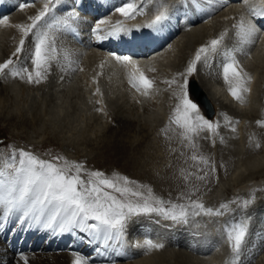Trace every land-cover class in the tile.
<instances>
[{"label":"rangeland","instance_id":"obj_1","mask_svg":"<svg viewBox=\"0 0 264 264\" xmlns=\"http://www.w3.org/2000/svg\"><path fill=\"white\" fill-rule=\"evenodd\" d=\"M30 2H28L29 7L35 9V13L31 8L21 10L17 6V12L15 11L8 16L10 21H13L10 24L11 26L8 24L9 26H5L1 30L2 32L0 31V63H3L8 53L15 51L16 47L19 46V40L22 38V32L18 27H14V24L30 23L29 18L38 14L43 8V3H46V1L40 2L42 6H39L38 2ZM145 3V0H140L138 4L144 7ZM34 4H38L39 7H34ZM146 4L148 5L144 7V14L137 15L135 17L136 19L145 18L157 6L160 8L162 5H167L169 9H173L172 7H180L179 0H151L150 3ZM188 7H191V5ZM246 7L244 6L242 9L248 11L245 9ZM236 11L235 9L227 10L225 11V13L227 12L226 14L221 12L222 15L219 12L220 14L218 16L216 15L218 12H215L213 22H210L208 25L204 24L201 29L199 28L200 30L197 28V32H201V34L198 35L199 37L197 39L195 37V40L188 44L183 43V41L185 42V40L187 41L191 37L190 31L187 29L184 30V28L183 30L180 29L181 32L178 34L176 40L178 43H183L181 53L179 55L177 54L178 57L175 55L176 63L174 62V66L172 65L173 67L171 66L172 68H168L166 71L162 70L161 74H159L160 77L166 79L170 75L180 77V73L186 72V68L194 58L196 50L201 45L208 43L211 39L218 37L225 31H227V35L225 36L222 49H224L226 44L229 45L235 36L233 25L239 20L238 18L241 15ZM17 14H20L19 17ZM116 14L120 15L111 11L108 15L109 20L118 21L119 19L122 21V17L119 16L118 18ZM117 21H114L113 24L117 23ZM224 21L226 22V26L221 25L223 24L221 22ZM195 26L198 27V25ZM58 35L60 33H57ZM59 37L56 38V42L60 39ZM31 40H33V37L29 36L25 41L24 47L29 44L30 46L34 44ZM98 48V50L104 51L105 47L103 45L102 48L99 45ZM24 51L30 54L27 50L24 49ZM60 52L58 51V58L62 57V52ZM256 53H259V51H256ZM219 55V53L213 55L210 59L211 63L205 64L201 61L197 65V71L195 72L200 77H205L207 74L206 78L208 77V80L210 79L212 81L210 85L214 81L216 82V86L222 87V89L220 88L218 90L216 87L217 92L219 91L216 99L218 104L220 103V109L214 115V120L213 118H209L208 110L204 107L203 102L199 100V98H203L202 95L198 91L194 94L193 89H191L192 86H190V99L198 105L200 114L206 119L219 122L220 124L218 132L215 135L208 131H202L198 136L193 137L195 147L189 146V142L182 137L181 133L183 129L174 122H170L175 108L179 104L180 85L182 84L176 89L174 86L158 84L159 88L154 93L156 96L155 99H150V96L149 99L141 97L137 102L131 96L133 95L132 92H129L130 95L124 91L123 93L116 91V94L111 95L109 87L106 81H103L102 77L96 80V87H92L91 85L87 86L86 81L79 80L80 83L77 82V85L75 83L72 84L70 93L62 92L59 95L51 94V86L54 84L52 78L54 79L55 75L57 76L56 70L53 68L50 71L51 73L48 74L47 80L39 85L27 84L19 79H13L8 75L0 77V81L4 82L8 90L7 92H9L6 97L7 99H5L6 101L3 100L5 102H2L3 104L0 106V164H3L10 157L14 149L26 150L28 149L27 144L35 143L37 146L32 148L31 151L41 159L52 160L54 158V154L42 152L38 149L43 146L47 150L48 146L52 152H59L55 157L61 156L67 158L69 161H81L80 163L88 172L100 171L108 177H113L115 174L122 175L123 170L120 167H97L93 163L95 161L103 163V159L100 156L104 153L106 145L109 143L108 140H113L110 135L114 134L115 136L117 133L116 129L111 130L110 128L113 125V119L111 118L113 112L117 113L119 118L122 116L121 121L125 124L127 122L126 118L127 120L131 118L139 121V124L137 123L136 133L133 132L135 138L131 139L134 143L130 150V154L134 157L133 160L136 161L135 170L132 169L135 173L133 171H130V173L123 172L122 176H127L130 179L132 178V181H135L133 180V176L138 175V171H140L145 179L138 181L139 184L145 186L142 190L146 192L147 188L151 187L154 195L162 197L166 201L171 200L173 203H187L186 198L190 197L191 199L202 200L206 207L216 209L221 204L228 203L230 208L236 210L234 214L229 212L220 217H196L188 225H172L170 221H165L156 216L143 217L148 219L149 223L160 224L158 228L161 229L163 234L157 242L161 240L164 243V241H167L164 238L172 239L173 237V243L169 241V243H172L171 245L167 246L164 244L165 247L157 250V253L152 256V258L154 257L153 262L158 263L162 257L167 262L170 261V264H233V254L222 234L223 226L233 219L248 217L250 218V235L245 248L242 250L240 259L235 261V264H243L247 258V256L245 258V255H247V250H249L248 247H251L250 245L254 240L256 241V237L264 232V126L257 123V121L264 120V65L263 63H259L260 58L257 61L255 60L254 63L256 64H252L251 69L247 71L252 77V80L255 79L253 81L251 80L248 84L250 92L245 94V104L238 102V104L232 106L230 104L232 99H230L231 94L228 91V85L224 82L221 74V65L219 63L215 66L213 63L214 60L218 59ZM250 55H252V52ZM87 63L85 61V67L90 72V75L92 77H100L97 75L96 70L98 63L94 64L90 62L88 65ZM257 63L261 65L259 68H255L258 65ZM28 67L31 68V65L28 64ZM254 68L255 70H253ZM174 76L170 78L173 79ZM76 78L78 79V75H76ZM97 87H99L102 93L101 99L103 100V106L102 104L96 103L99 100L97 95L94 94ZM58 97L61 99L58 100ZM208 98L209 100L211 99L209 96ZM210 101L212 102V100ZM229 104L233 107L232 109L229 108ZM248 105L252 107L250 108ZM100 107H103V112L96 110ZM136 107L139 108L138 111ZM213 107L215 108L214 104ZM244 107L250 109L245 111ZM237 110L246 112V115L238 113ZM122 113L125 114L123 115ZM22 115L31 118L36 117V119L21 124ZM13 116H17L16 122L11 121ZM150 117L153 120V127L144 134V129H142L141 125L144 122H150ZM233 128H235V131H233ZM112 131L115 132L112 133ZM141 135H146L147 138L145 137L140 145L137 139H141ZM49 136L58 137L56 143H50V139H47ZM46 139L50 142H46ZM213 140L215 144H213ZM257 143L260 144L259 148L256 147ZM193 154L207 157L209 165L206 166L197 161H193L191 159ZM81 156L85 159L88 158L90 162H86L84 158H79ZM254 163H260L262 169L260 173L252 175L251 167ZM210 166L215 167V172L211 171ZM206 173V180L201 181L196 178ZM81 175L85 180L88 179L87 172H83ZM186 176L188 179H185ZM246 199L253 200V202L250 203L247 209L241 210L238 205ZM234 201L235 203H233ZM172 227L173 229L175 227L179 228L173 230L175 232L172 234V230H170ZM133 228L134 221L132 220L126 231L130 237L133 234ZM182 241L188 243L186 244V242L183 243ZM263 244L261 248L259 247L257 249V246L252 248L250 261L246 262L247 264H264ZM204 246L211 247H208V254L201 255L196 250H191V248H197L199 250V248H205ZM218 246H221L219 249L217 248L220 253L214 251L217 250L216 247ZM29 264L35 263L29 261Z\"/></svg>","mask_w":264,"mask_h":264},{"label":"snow or ice","instance_id":"obj_2","mask_svg":"<svg viewBox=\"0 0 264 264\" xmlns=\"http://www.w3.org/2000/svg\"><path fill=\"white\" fill-rule=\"evenodd\" d=\"M145 2L150 3L151 0ZM243 2L247 4L249 0ZM60 3L61 0H47L38 14L29 18L30 23L14 25L23 34L19 46L12 53V57L17 59L10 57L0 63V77L8 75L13 79L35 85L47 80L53 62H59L54 37L50 35L51 30L60 26L75 31L71 21L80 19L79 13L74 10L68 13L71 20L52 16L51 13ZM179 5L184 9L185 14L189 10V5L197 12L208 10L203 7L201 0H179ZM27 7H29L27 3L19 5L21 10ZM210 8L212 11L216 10L214 6L210 5ZM179 10L178 7L176 11ZM114 11L125 19H134L137 15L144 14V8L137 3V0H127L120 6H115ZM250 11L254 17L262 18L258 21L260 27L241 17L233 25L235 36L239 41L237 47L222 49L227 35L225 31L201 45L188 64L186 74L179 75L191 76L197 71V65L201 61L207 64L213 55L219 53L223 58L221 74L228 85L229 93L241 104L245 103V94L250 92L248 84L252 77L240 65L236 53L248 54L244 46L254 44L255 37L261 28H264V0H259L258 6H251ZM175 15V12H169L167 6L162 5L146 27L157 33L163 32L165 28L171 26ZM8 23L7 16L0 18V24ZM102 25H109V22L100 19L92 28L95 38L101 41L109 38L123 39L122 34L126 35L130 31L120 20L115 26L102 28ZM101 32L104 34L101 35ZM29 36L33 37L34 45L26 61L21 63L19 56L24 51L25 41ZM112 55L127 69L129 84L143 95H148L154 82L140 68L138 62L129 55L119 56L115 53ZM64 58L68 60L67 53ZM171 83L176 81L173 80ZM94 94L102 95L99 87ZM96 103L103 104V101L98 100ZM96 110L104 111L103 107ZM170 122L183 129L181 135L191 147H195L193 137L198 136L200 132L208 131L215 135L220 127L219 122H213L202 116L198 105L189 98L187 78L180 85L179 104ZM257 123L264 126V120ZM213 144H215L214 140ZM256 147L259 148L260 144L257 143ZM191 159L209 165L205 156L193 154ZM210 167L211 171L215 172V167ZM83 172H87V180L82 177ZM196 178L201 181L206 180L207 173ZM185 179L188 177L186 176ZM144 187L139 182L120 174L108 177L100 171L88 172L81 163L69 161L65 157L57 156L52 160H45L30 151L14 149L10 157L0 165V225H6L14 218L21 227L26 225L28 229L36 227L60 233L79 230L89 235L90 243L99 241L109 247L119 245L123 248L128 225L134 218L156 216L170 221L172 225H188L196 217H220L229 212L234 214L236 211L230 208L228 203H223L219 208L214 209L206 207L202 200L190 197L186 198L187 203H173L171 200L166 201L154 195L151 187H148L146 192L143 191ZM253 200L246 199L238 207L241 210L247 209ZM249 219L248 217L233 219L223 226L222 234L233 254V264L240 259L242 250L247 244L250 235ZM0 231H3V227H0ZM133 246L142 249L145 253L165 247L163 242H157L150 237L142 242H136ZM73 256L72 264H89L87 257L80 253H73ZM20 259L23 264H29L27 255L21 253Z\"/></svg>","mask_w":264,"mask_h":264},{"label":"bare ground","instance_id":"obj_3","mask_svg":"<svg viewBox=\"0 0 264 264\" xmlns=\"http://www.w3.org/2000/svg\"><path fill=\"white\" fill-rule=\"evenodd\" d=\"M21 1L19 2V0H0V11L4 10V9L8 10L7 12L0 14V18H2L4 16L8 17L9 14L14 13L17 10V6L22 4ZM39 1L40 2H45V1L47 2V0H39ZM28 2H30V0H27L25 3L28 4ZM124 2H127V0H61V3L56 5V7H55L54 11L51 13V15L56 17L57 19L69 18L68 13L73 11V10L75 12L79 13L80 19L71 21L72 27L75 29V31L66 30L60 26H57V27L53 28L50 32V35L54 37V41L56 40L57 37L60 36L59 37L60 39L59 40L57 39L58 40L57 42L55 41V47L57 48V51L62 52V53L60 52L62 54V57L58 58L59 62H53L52 67H51V69L53 68L54 70H56V74H57V76L55 75L54 79L52 78V80H53L52 82L54 84H53V86H51V88H52L51 94L59 95L62 92H65V93L69 92V91H71L72 84H74V83L76 84L77 82L80 83L79 80L86 81L87 86L91 85L92 87H96L97 86L96 80L102 77L103 81H106L111 95L116 94V91H120L121 93H123V91L127 92V93L132 92L133 95H131L130 93L129 94L135 99V101L138 102L141 97H146L149 99V96H150V99H155L156 96L154 93L159 88L158 84H160V85L164 84L166 86L167 85L174 86L176 89V88H178V86L180 84H183L184 79L187 78L189 98L191 96L190 95V86H192L191 89H193V86H195V84L199 85L201 87V92H199V93L202 95V97H203V95H206L208 100H209L208 96L211 98L210 100H212V102L215 106V108L213 107L215 110L214 115L216 114V112L218 113V111L220 109V106H219L220 103L218 104L217 99H216V95L219 92V91L217 92V90L220 88L222 89V87L216 86V82H214V81L212 84L214 86L212 87V85H210V82H212V81L210 79L208 80V77L206 78L207 74L205 75V77L204 76L200 77L198 75V73L197 74L193 73L191 76L186 75V77L185 76L179 77L177 75H176L177 77H175L174 75H170V77L174 76L173 79H171L170 77L167 79L164 77H160L159 74H161L162 70L166 71V70H168V68H172L174 66L173 64L176 61V57H178L179 53H181L180 51L182 49L183 43L188 44V43L194 41L195 37L197 39L199 37L198 35L201 34V32H197V30L199 28L201 29L204 26V24L208 25L210 22L212 23L213 18L215 17L213 15L215 14V12H218L221 8L222 9L219 12L220 13L224 12V14L227 13V12L225 13V11H227V10L229 11L231 9L232 10L235 9V10H237L236 11L237 13L241 14L238 19H240L241 17H244L245 20H250L257 27H260V24L258 23V21L262 18L254 17L253 15H251L252 13L250 11L251 6H258L259 5V0H249V2L247 4H245L243 2V0H201L203 7L205 9H208L207 11L197 12L195 10H192L191 7H188L189 10L187 11L186 14H185L184 9L182 7H179L180 10L176 11L177 7L175 8V7L171 6L173 9L168 8L169 12H175L176 15L173 18L170 27L174 26V23H175V26H177V28H178L180 25V22L183 21L182 22L184 24L183 28L185 30L186 29L189 30L190 31L189 33H191V37L189 39H187V41L186 40H185V42L183 41V43H178V41L176 40L177 39V36H176V37L172 38L171 40H169L167 43H165V45H163L164 41H165L164 37H166V34L167 33L171 34L170 29L165 28L163 32L157 33L154 30L146 27V25L148 23H150L151 20L156 15V12L159 9V6L155 7L153 10L150 11V13H148L146 15L145 18L142 17L141 19H139V18L138 19L134 18L131 20L130 19H124L122 16L116 14L118 18H119V16L122 17V21H123L124 25L127 28H129L130 31L126 35L122 34L123 39L109 38L108 40H103V41L97 40L95 38L94 33L92 32V28L94 27V25L100 19H104V20L109 22V25H102L101 26L102 28H107L109 26H115L116 23L113 24V22L114 21L116 22L117 20H109L108 15L110 14L111 11H114L115 6H120V4L124 3ZM139 2H140V0L137 1V3H139ZM73 4H76L77 8L72 7L70 9L67 8V10H66V7H70ZM162 4H164V3H162ZM145 5L147 6L148 4L145 3ZM145 5H144V7H145ZM210 5L214 6L216 10L212 11L210 8ZM221 5H223V6L221 7ZM165 6H167V5H165ZM244 6H247L245 9H247L248 11H246V10L244 11L242 9V7H244ZM27 8L33 9L32 7H27ZM33 12L35 13L36 10L33 9ZM219 12L216 14L217 16L220 14ZM19 15H18V17H19ZM220 15H222V13ZM178 19H181V20L178 21ZM198 19H199V21H197ZM11 23H13V21H10V19H9L8 24L10 25ZM221 23H223L221 25L224 26L226 22L224 21ZM8 24L7 25L0 24V31L3 28H5V26H9ZM199 24H201V25H199ZM195 25H198V27H196ZM137 26H139V27H137ZM219 26H220V24H219ZM212 27L215 28L214 25H212ZM147 30L150 32V34H152V37L146 36L147 39H149V41H147V39H146V44L144 46L147 49H149L150 51L148 52V50H147L148 53H146V54L141 53L140 54V52H139L140 50L138 51V49H142L143 44L142 45L140 44L139 34L142 33V31L145 32ZM185 32H187V31H185ZM57 33H60V35L57 36ZM103 34L104 33L101 32V35H103ZM136 36H137V38H135ZM186 37H188V36H186ZM134 38L137 39L138 45L140 44L139 45L140 47L138 46L139 48L137 47L138 49L135 50L136 52L122 53L121 51L116 52L115 49L114 50L112 49L114 43H115V46H117V47H115L116 49H118L121 46L123 47L124 45H128V46L133 45ZM255 40H256L255 43H257L256 45L254 43L252 45H245L244 46L245 52H247L248 54H244L241 52L236 53V57L239 60L240 65L244 68L245 71H249V69H251L252 64H256L254 62H255V60L257 61L258 58L261 59V60H259V63L260 64L263 63V65H264V28H261V31L257 34V36L255 37ZM31 41L34 42V39ZM104 42H105V44L108 45V48H106V46H104L106 48V49L104 48V51L98 50L99 45H96V44L104 43ZM148 42H150V46L148 45ZM161 44L163 45L162 48L159 47L160 49H158V50H152L151 49L153 46H155V45L158 46ZM33 45L34 44H32L30 46V44H29L28 46H25L24 49L30 53V50L32 49ZM109 45H111V46L109 47ZM238 45H239V42L231 41L229 45L228 44L225 45L224 49L234 48V47H237ZM252 46H253V48H252ZM256 51H259V53H256ZM13 52L8 53L6 58L4 59V61L9 59L10 57H12ZM137 52H138V54H137ZM251 52H252V55H250ZM65 53L68 54V60H65V58H64ZM112 53H115L116 55H119V56H124V55L132 56V58L138 62L140 68L154 82L152 88L149 90L148 95H143L142 92L137 91L135 88H133L129 84L127 69L119 61H117L115 59V56H113ZM175 55H177V56L175 57ZM28 56H29V54L24 51L19 56V62H21V63L25 62L26 58ZM12 58L14 60L17 59L16 57H12ZM92 60H94V61H92ZM69 61H71V63H69ZM85 61L88 63L93 62L94 64L98 63V66H97L98 68L96 70H97V75L100 77H97L94 75H93L94 77H92L90 75V72L88 70H86ZM209 62L211 63V60ZM222 62H223V58L221 57V55H219L217 60L213 61L215 66L218 65L219 63L221 65ZM88 63H87V65H88ZM101 65L103 67H101ZM259 66H261V65L258 64L257 66H255V68L256 67L259 68ZM218 68H216V69H218ZM255 68L253 70H255ZM77 69H79V70H77ZM185 74H186V72H185ZM76 75H78V79L76 78ZM203 75H204V73H203ZM94 79H95V82H93ZM108 79H109V81H108ZM173 80H175L176 83H171V81H173ZM0 83H1L0 86H2L0 88V106H1V104H3L2 102L6 101L5 99H7L6 97H7V94L9 92H7L8 90H7V87L4 85V82L0 81ZM191 83H192V85H191ZM84 87H85V85H84ZM216 87H217V90H216ZM211 88H213V89H211ZM72 90H73V88H72ZM196 93H197V91H196ZM129 94H128V96L130 97ZM59 97H58V100L61 99V98L59 99ZM230 97H231L230 99H232L231 100L232 102H230V104L232 106L238 104L239 101L234 99L232 97V95H230ZM53 98H55V97H53ZM62 98H63V96H62ZM94 98H95V95H94ZM97 98L100 100L101 95H97ZM3 100H5V101H3ZM230 104H229V108L232 109L233 107H231ZM243 104H245V103H243ZM102 106H103V104H102ZM242 106H240V107H242ZM234 107H236V106H234ZM249 107L251 108L252 106H249ZM250 108L244 107V110L247 111ZM136 110L138 111L139 108L136 107ZM105 111H107V110H105ZM107 112H109V111H107ZM237 112L240 114L243 113V115L244 114L246 115V112H241V110L240 111L237 110ZM119 113H121V112H119ZM208 114H210L209 110H208ZM112 115L113 116L111 118L113 119V125L110 128H111V130L116 129L117 133L115 134V136H114V134L110 135V137L113 138V140L112 141L108 140L109 143L106 145L105 151L102 154V156H100V158L103 159V163H101L99 161H95V163H93V162L92 163L97 167H106V168L120 167L123 170V172L130 173V171H133L132 169L135 170V164H136V161L133 160V158H134L133 155L130 154V150L132 149V144L134 143L133 141H131V139L135 138L134 133H136L135 132L136 127H137V123L139 121H136V120L131 119V118H129L127 120V118H126L127 122L125 124L121 121V119L123 118L122 116L119 118L117 113H114V112L112 113ZM214 115H212V116L209 115V118H213ZM16 117L13 116L11 121L16 122L17 121ZM30 118L31 117H26L25 115H22L21 124H24L25 122L27 123L29 120L32 121V119H34V120L36 119V117L35 118L33 117L31 119ZM124 118H125V116H124ZM151 118L152 117H150V122H146V123L144 122L141 125L142 129H144V134H146L145 132H148V130L153 127V122H152L153 120ZM244 119H246V118H244ZM213 120H214V118H213ZM113 132H115V131H112V133ZM145 137L147 138V136L144 135V136H142L141 139H137V142L139 141V144L141 145L143 142V139H145ZM57 138L58 137H54V136L50 137L49 136L47 139H50L51 142L48 141L47 139H46V142L56 143ZM31 144H27L28 149H26V151L32 152L31 149L35 148L37 146L35 143H31ZM45 148L46 147L42 146V147H39L38 149H39V151H42V152L52 153L55 156L59 154L58 151L52 152L51 148L48 146H47V150H45ZM79 158L83 159L84 157L81 156ZM85 160H86V162H90V160H88V158ZM0 165H2V164H0ZM261 166L262 165L260 163H254L253 166L251 167V174L254 175V174L260 173V171L262 169ZM123 172H122V175H123ZM133 172L135 173V171H133ZM142 179H144V177L142 176V173L140 171H138V175L136 174L133 176V180H135L136 182H138ZM135 224L136 225L132 229L133 234L130 237L126 233L124 247L120 248L119 245H116L115 247H109V246H106L99 241H95V242L90 243L89 242L90 241L89 235L87 233H83L79 230H75L73 232L60 233L58 231L46 230V229H42V228L37 229L36 227L28 229L26 227V225L24 227H21L18 223L15 222V219L13 218L11 221L7 222L6 225H0V227H3V231H0V264H21L23 262L20 259L21 253L27 255L29 258V261H32L35 264H72V261L74 259L73 253H80L81 255L87 257V259L89 260V264H113V262H114V264H170L169 263L170 261L167 262V260L163 259L161 256H160L161 258L158 261V263L153 262L154 257L152 258V256H154L157 253V250H154V251L149 252V253H145L142 249H138V248H135L133 246L136 242H142L147 237H150L155 241H157L158 239H161L160 236H162L163 232H161V229L158 228V225L160 227V224L157 225L156 223H151V222L149 224H146V225H142V224L136 223V222H135ZM177 228H179V227H175L174 229L172 227V229H170V230H172V234L175 232L173 230H175ZM178 232H180V231H178ZM256 238H257L256 241L254 240L251 245L248 244L251 247H248L249 250L246 249L248 252L246 253L247 255H245V258L247 256L245 263L250 261V252L252 253V248L254 246H257L256 247L257 249L259 247L261 248V245L264 242V232L261 233V235L257 236ZM164 239L167 240V241H164V244H166L167 246L169 245L168 244L169 241L172 242L171 238H168V239L164 238ZM172 239H173V237H172ZM159 241L161 242V240H159ZM261 241H262V243L260 244ZM179 242H180V238H179ZM182 242L185 243L186 241L185 242L182 241ZM109 243L112 244L113 242H109ZM187 243L188 242H186V244ZM194 246H196V245H194ZM204 247L205 248H199V250H197V248H191V247L190 248H191V250L192 249L194 251L196 250V252L200 253L201 255L208 254V247H210V246H204ZM219 247H221V246L216 247V249L217 248L219 249ZM97 249H98V251H97ZM218 249L214 250V251L219 252ZM165 250H166V248H165ZM255 252H256V250H255ZM158 253H159V251H158ZM194 254H195V252H194ZM188 255H190V254H188ZM213 255H214V253H213ZM245 263H243V264H245ZM207 264H209V263H207ZM260 264H262V263H260Z\"/></svg>","mask_w":264,"mask_h":264},{"label":"water","instance_id":"obj_4","mask_svg":"<svg viewBox=\"0 0 264 264\" xmlns=\"http://www.w3.org/2000/svg\"><path fill=\"white\" fill-rule=\"evenodd\" d=\"M236 41L239 42L237 38H236ZM256 44L257 43H255V45ZM252 48H253V46H252ZM196 91L201 92V87L199 85H197V84H195V86H193V93L196 94ZM199 100L201 102H203V105H206L207 106V108L209 109V113H210L209 115H213V113H214L213 104H212L211 101H209L207 99L206 95H203V98H199Z\"/></svg>","mask_w":264,"mask_h":264}]
</instances>
